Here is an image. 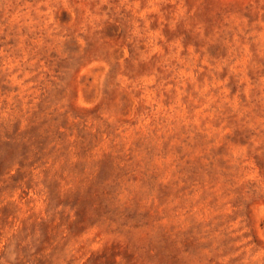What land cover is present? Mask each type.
I'll use <instances>...</instances> for the list:
<instances>
[{
	"label": "rangeland",
	"instance_id": "1",
	"mask_svg": "<svg viewBox=\"0 0 264 264\" xmlns=\"http://www.w3.org/2000/svg\"><path fill=\"white\" fill-rule=\"evenodd\" d=\"M0 264H264V0H0Z\"/></svg>",
	"mask_w": 264,
	"mask_h": 264
}]
</instances>
